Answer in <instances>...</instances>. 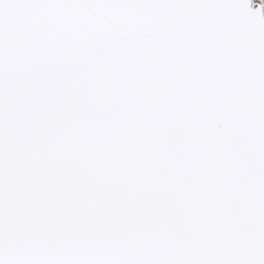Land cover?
Listing matches in <instances>:
<instances>
[{"label":"snow or ice","instance_id":"6c2138e0","mask_svg":"<svg viewBox=\"0 0 264 264\" xmlns=\"http://www.w3.org/2000/svg\"><path fill=\"white\" fill-rule=\"evenodd\" d=\"M0 264H264V0H0Z\"/></svg>","mask_w":264,"mask_h":264}]
</instances>
